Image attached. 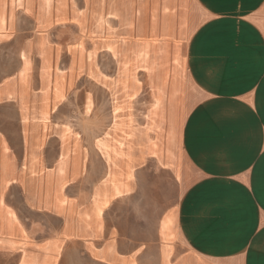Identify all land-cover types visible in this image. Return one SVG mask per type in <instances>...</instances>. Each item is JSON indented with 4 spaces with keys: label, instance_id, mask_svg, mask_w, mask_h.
I'll return each instance as SVG.
<instances>
[{
    "label": "crops",
    "instance_id": "obj_1",
    "mask_svg": "<svg viewBox=\"0 0 264 264\" xmlns=\"http://www.w3.org/2000/svg\"><path fill=\"white\" fill-rule=\"evenodd\" d=\"M0 258L264 264V0H0Z\"/></svg>",
    "mask_w": 264,
    "mask_h": 264
},
{
    "label": "rangeland",
    "instance_id": "obj_2",
    "mask_svg": "<svg viewBox=\"0 0 264 264\" xmlns=\"http://www.w3.org/2000/svg\"><path fill=\"white\" fill-rule=\"evenodd\" d=\"M81 39H79L80 41ZM8 262H3V260L0 258V264H7ZM23 264H25V260H23Z\"/></svg>",
    "mask_w": 264,
    "mask_h": 264
}]
</instances>
